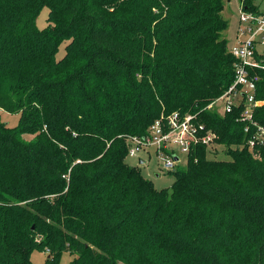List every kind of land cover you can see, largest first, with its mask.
Wrapping results in <instances>:
<instances>
[{"label": "trees", "instance_id": "trees-1", "mask_svg": "<svg viewBox=\"0 0 264 264\" xmlns=\"http://www.w3.org/2000/svg\"><path fill=\"white\" fill-rule=\"evenodd\" d=\"M223 8L0 0V108L20 114L15 127L0 117V264H33L34 250L45 264L66 251L68 264H264V145L249 148L242 106L207 109L234 80ZM174 111L197 114L230 159L192 144L172 188L156 189L127 163L128 139ZM254 118L264 126V104Z\"/></svg>", "mask_w": 264, "mask_h": 264}, {"label": "built area", "instance_id": "built-area-1", "mask_svg": "<svg viewBox=\"0 0 264 264\" xmlns=\"http://www.w3.org/2000/svg\"><path fill=\"white\" fill-rule=\"evenodd\" d=\"M262 42L264 14L243 9L235 42L230 46V52L235 57L234 80L207 106L208 110L216 111L220 115L242 106L239 120L246 124L245 131L252 134L248 146L253 152L256 146L264 145V126L254 118L255 108L264 104V100L255 97L257 84L261 79L257 70L264 69V51L258 49ZM196 119L197 114L182 115L179 111L162 115L149 127L147 135L131 136L128 139V156L134 157L141 150L155 146L164 161V167L168 170L174 169L181 160L174 144H179L181 151L185 153H188L192 144H205L209 147L216 145V132L205 124L196 122Z\"/></svg>", "mask_w": 264, "mask_h": 264}, {"label": "rangeland", "instance_id": "rangeland-1", "mask_svg": "<svg viewBox=\"0 0 264 264\" xmlns=\"http://www.w3.org/2000/svg\"><path fill=\"white\" fill-rule=\"evenodd\" d=\"M224 8L222 16L228 21V27L223 32V36L228 40L229 46H232L235 42L236 32L240 25V13L243 10L241 0H223ZM255 4L258 6L259 11L264 14V0H256ZM49 8L45 7L37 18V25L39 28H44L48 24ZM66 44L63 43L60 46V51L57 57L60 59L66 53ZM260 51H264V42L258 45ZM0 117L2 121L8 123L9 126L15 127L19 124L20 114L9 113L4 109L0 108ZM32 135H27L26 138H32ZM175 149L178 151L181 158L176 169H182L188 164L187 153L181 151L179 144H174ZM215 150H210L208 156L212 159H230V155L225 152V146L216 144L214 145ZM144 160V163H140V160ZM126 161L131 166H137L141 169L143 176L153 182L156 189L172 188L175 181V175L170 170L164 167V161L157 153L155 146L146 148L138 152L134 157L127 156ZM175 171V170H174ZM49 251L34 250L31 255L33 264H45ZM76 254L69 251L63 252L60 258L59 264H68Z\"/></svg>", "mask_w": 264, "mask_h": 264}, {"label": "water", "instance_id": "water-1", "mask_svg": "<svg viewBox=\"0 0 264 264\" xmlns=\"http://www.w3.org/2000/svg\"><path fill=\"white\" fill-rule=\"evenodd\" d=\"M176 159H178V157H176ZM140 163H144V160H140ZM32 228H34V226Z\"/></svg>", "mask_w": 264, "mask_h": 264}, {"label": "crops", "instance_id": "crops-1", "mask_svg": "<svg viewBox=\"0 0 264 264\" xmlns=\"http://www.w3.org/2000/svg\"><path fill=\"white\" fill-rule=\"evenodd\" d=\"M143 160V159H142Z\"/></svg>", "mask_w": 264, "mask_h": 264}]
</instances>
